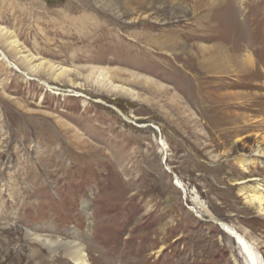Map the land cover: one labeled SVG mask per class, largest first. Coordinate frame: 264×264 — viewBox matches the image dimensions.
Masks as SVG:
<instances>
[{"label":"rangeland","instance_id":"1","mask_svg":"<svg viewBox=\"0 0 264 264\" xmlns=\"http://www.w3.org/2000/svg\"><path fill=\"white\" fill-rule=\"evenodd\" d=\"M263 14L264 0H0L17 46L0 37V264H74V241L87 264H247L194 203L264 264V217L233 208L229 182L249 153L236 138L264 122Z\"/></svg>","mask_w":264,"mask_h":264},{"label":"bare ground","instance_id":"2","mask_svg":"<svg viewBox=\"0 0 264 264\" xmlns=\"http://www.w3.org/2000/svg\"><path fill=\"white\" fill-rule=\"evenodd\" d=\"M219 2H220V0H219ZM251 7H253V6H251ZM261 10H259V11H261ZM246 15H247V13H246ZM258 33H260V32H258ZM0 37H3V39L6 42L8 41V44L10 47H12V48L17 47L15 44V41H13L6 34L2 33V31H0ZM1 56L4 59H6L3 54ZM233 60H235V59H233ZM236 62H238L237 64L241 65L242 70L245 72H247V68L252 67L253 63H254L252 61V59L250 58V55L245 56L244 59H240V61H236ZM8 64H9V62H8ZM230 124L235 126L237 124V122H230ZM263 125H264V122L257 127V129H258L257 133H253L252 135H244L243 137L236 138L235 143H237V144L235 145V147L233 146L234 149L238 148V145H240V146L242 145L243 147H247L249 149V153L248 154H242L241 153V155L236 157L235 161H236V164L238 166L237 167V170H238L237 176L230 178L231 181H229L231 183L230 186L236 190V194L238 196V197H236L237 200L234 202L233 208L236 209V203L241 202V204L243 205V208L241 209V211H243L244 213H249L252 211V212H255L256 214H258L260 217H264V180L258 179L261 177L260 172H263V179H264V126ZM237 128H239V127H237ZM230 133H235V130H233ZM236 133L238 134L239 132H236ZM243 133H244V131H243ZM224 134H226L225 137H227L229 133L228 134L224 133ZM234 135L236 136V134H234ZM245 140H247L248 142H251L252 144L250 146H249V144L245 145V143H244ZM227 152H229V151H227ZM227 152H225V153H227ZM224 174H226V173H224ZM216 176H217V174H216ZM230 177H231V175H230ZM175 182H176L178 187H181L184 189L183 185L180 182H178V181H175ZM232 192H233L232 189H229V188H227V190L224 191V197H227L225 204H227V205L230 203L229 202V196L232 195ZM194 204L198 209V212H197L196 208L193 209V210H196L195 211L196 214L208 216L209 219L212 220L216 225H220V227L223 228L224 231L228 232L231 236H233L232 238L236 242V244L238 245L241 253L244 254L247 264H259L254 253L252 252V250L249 248L248 244L245 241V238L248 239L246 236L242 235L239 231H236L234 228L232 229L231 227H229L224 221L217 219L206 206H204L202 204L199 205L198 203H194ZM30 238H32L33 241H35L36 243H38L42 246L59 245L58 241H51L48 238H43V237H40L38 235H34L33 237H30ZM248 241L251 242L252 239H248ZM252 244L255 245V248L258 251H261L264 254V241L262 242V244H255L253 242H252ZM63 247H64L63 249H65V248L67 249L68 252H66V253H68L67 255L73 259L74 264H87L86 255L84 253L83 246L81 245V243L75 242V241L74 242H66V243H63ZM56 249H57L56 247H52L50 249L51 250L50 252L55 253Z\"/></svg>","mask_w":264,"mask_h":264}]
</instances>
